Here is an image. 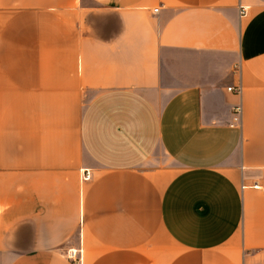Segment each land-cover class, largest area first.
I'll list each match as a JSON object with an SVG mask.
<instances>
[{
	"label": "crops",
	"instance_id": "1",
	"mask_svg": "<svg viewBox=\"0 0 264 264\" xmlns=\"http://www.w3.org/2000/svg\"><path fill=\"white\" fill-rule=\"evenodd\" d=\"M0 264H264V0H0Z\"/></svg>",
	"mask_w": 264,
	"mask_h": 264
},
{
	"label": "built area",
	"instance_id": "2",
	"mask_svg": "<svg viewBox=\"0 0 264 264\" xmlns=\"http://www.w3.org/2000/svg\"><path fill=\"white\" fill-rule=\"evenodd\" d=\"M155 12L157 11V9L154 10ZM245 13V7L241 6L240 7V14L243 15ZM227 90L236 94V95H240L241 94V86H235V87H227ZM241 107L240 105L235 106V108L233 109V116H232V121H231V126L233 125H239L241 122ZM90 173L88 170H85L83 173V179L88 180L90 179ZM67 255L70 259L74 260L76 263H80L81 259H80V255L77 252V250H68Z\"/></svg>",
	"mask_w": 264,
	"mask_h": 264
}]
</instances>
